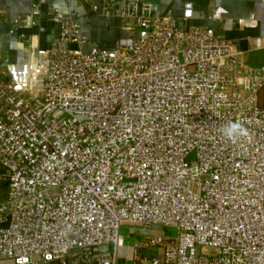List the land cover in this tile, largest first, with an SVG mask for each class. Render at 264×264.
I'll use <instances>...</instances> for the list:
<instances>
[{"label": "built area", "instance_id": "2783aa9c", "mask_svg": "<svg viewBox=\"0 0 264 264\" xmlns=\"http://www.w3.org/2000/svg\"><path fill=\"white\" fill-rule=\"evenodd\" d=\"M63 1L125 35L53 8L29 76L0 70V262L264 264V61L148 0Z\"/></svg>", "mask_w": 264, "mask_h": 264}, {"label": "crops", "instance_id": "0c3cea01", "mask_svg": "<svg viewBox=\"0 0 264 264\" xmlns=\"http://www.w3.org/2000/svg\"><path fill=\"white\" fill-rule=\"evenodd\" d=\"M156 11L169 10L176 25H201L220 38L232 40L244 51L246 61L254 66L264 61V0H148ZM39 10L37 23L17 25L10 32L0 24V70L5 69L17 80H25L35 65L38 50L46 48L58 26L51 20L53 8L68 14L81 32L98 46L111 49L117 38L125 33L114 16H103L87 4L66 3L63 0H0V8L10 19L25 14L32 7ZM215 8L216 19L208 18ZM8 58V64L3 58ZM5 264V262H0Z\"/></svg>", "mask_w": 264, "mask_h": 264}, {"label": "rangeland", "instance_id": "374dc122", "mask_svg": "<svg viewBox=\"0 0 264 264\" xmlns=\"http://www.w3.org/2000/svg\"><path fill=\"white\" fill-rule=\"evenodd\" d=\"M125 35V34H124ZM2 169H1V167H0V171H1ZM1 188H0V191H2L3 190V186H0ZM127 233H128V230H127V227L126 226H122L121 227V230H120V242H121V245H122V247H123V249H126V246L128 245H130L129 244V241H128V235H127ZM135 233H139V232H135ZM149 233H151V230L150 231H148V234ZM145 234H147V232L145 233ZM129 253V250L127 249V251H123V255H125V254H128ZM5 264H9L8 262H5Z\"/></svg>", "mask_w": 264, "mask_h": 264}]
</instances>
